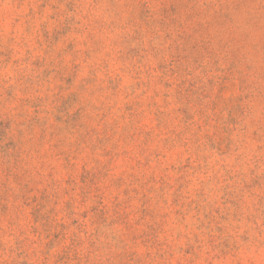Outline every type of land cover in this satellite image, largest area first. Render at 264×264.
I'll list each match as a JSON object with an SVG mask.
<instances>
[{"label":"rangeland","instance_id":"obj_1","mask_svg":"<svg viewBox=\"0 0 264 264\" xmlns=\"http://www.w3.org/2000/svg\"><path fill=\"white\" fill-rule=\"evenodd\" d=\"M0 264H264V0H0Z\"/></svg>","mask_w":264,"mask_h":264},{"label":"clouds","instance_id":"obj_2","mask_svg":"<svg viewBox=\"0 0 264 264\" xmlns=\"http://www.w3.org/2000/svg\"><path fill=\"white\" fill-rule=\"evenodd\" d=\"M5 8L7 9V8H8V5H5ZM14 108H15L14 105H9V106H8V109H9V110H13Z\"/></svg>","mask_w":264,"mask_h":264}]
</instances>
